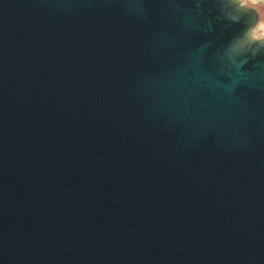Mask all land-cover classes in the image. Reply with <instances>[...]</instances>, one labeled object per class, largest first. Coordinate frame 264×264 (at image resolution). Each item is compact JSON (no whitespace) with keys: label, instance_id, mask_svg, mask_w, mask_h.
<instances>
[{"label":"water","instance_id":"water-1","mask_svg":"<svg viewBox=\"0 0 264 264\" xmlns=\"http://www.w3.org/2000/svg\"><path fill=\"white\" fill-rule=\"evenodd\" d=\"M218 0H0V264H264V46Z\"/></svg>","mask_w":264,"mask_h":264},{"label":"bare ground","instance_id":"bare-ground-1","mask_svg":"<svg viewBox=\"0 0 264 264\" xmlns=\"http://www.w3.org/2000/svg\"><path fill=\"white\" fill-rule=\"evenodd\" d=\"M223 9L228 13L232 14V11L236 9L243 10L241 15L246 16L249 20L253 21L254 14L250 8L243 7V0H218ZM260 39V36L257 34V26L252 24L248 29L243 25L240 31V35L234 42L232 50L236 52H244L245 46L255 39ZM261 45V44H259Z\"/></svg>","mask_w":264,"mask_h":264},{"label":"crops","instance_id":"crops-1","mask_svg":"<svg viewBox=\"0 0 264 264\" xmlns=\"http://www.w3.org/2000/svg\"><path fill=\"white\" fill-rule=\"evenodd\" d=\"M243 7L250 8L254 14L253 22L257 26V32L263 31V35L260 36L262 42L261 46H264V0H243ZM243 10L239 9L240 16ZM246 17V16H244ZM251 20H248L250 22ZM257 44V45H259Z\"/></svg>","mask_w":264,"mask_h":264},{"label":"rangeland","instance_id":"rangeland-1","mask_svg":"<svg viewBox=\"0 0 264 264\" xmlns=\"http://www.w3.org/2000/svg\"><path fill=\"white\" fill-rule=\"evenodd\" d=\"M232 13H234L236 15L240 14L239 9H236L235 11H232ZM252 24L254 25L253 21L247 22L246 25H245V28L248 29ZM257 34H258V36H262L263 35V31L257 32ZM260 42H262V41H261V39H258V38L255 39L254 41H251L249 44H247L245 46L244 52H246L247 50L252 49L253 47H255Z\"/></svg>","mask_w":264,"mask_h":264}]
</instances>
